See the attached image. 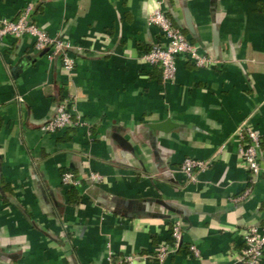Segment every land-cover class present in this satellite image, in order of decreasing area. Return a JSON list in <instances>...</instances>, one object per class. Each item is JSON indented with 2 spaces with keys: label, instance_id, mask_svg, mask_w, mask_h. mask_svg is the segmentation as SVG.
I'll list each match as a JSON object with an SVG mask.
<instances>
[{
  "label": "crops",
  "instance_id": "crops-1",
  "mask_svg": "<svg viewBox=\"0 0 264 264\" xmlns=\"http://www.w3.org/2000/svg\"><path fill=\"white\" fill-rule=\"evenodd\" d=\"M24 7L76 62L67 70L29 35L0 40V264H105L109 252L242 264L248 226L264 227V0H0V20ZM157 9L219 63L179 58L164 82L141 57L164 40L147 20ZM64 97L82 124L42 131ZM163 121L168 130L153 127ZM243 124L262 137L252 179L237 151ZM185 157L212 164L191 180ZM177 218L182 247L159 263Z\"/></svg>",
  "mask_w": 264,
  "mask_h": 264
},
{
  "label": "built area",
  "instance_id": "built-area-1",
  "mask_svg": "<svg viewBox=\"0 0 264 264\" xmlns=\"http://www.w3.org/2000/svg\"><path fill=\"white\" fill-rule=\"evenodd\" d=\"M147 20L159 28L164 40L152 43L149 50L142 53L141 57L145 63L160 69L164 82L174 79L177 69L176 62L179 58L190 60L199 67L219 63L217 59L200 53L197 45L190 41L179 28L175 27L162 10H155ZM6 35L16 38L29 35L33 38V48L36 51H44L48 59L60 61L62 66L69 71H72L75 66V57L70 53L75 49L60 35L51 36L39 28L30 18V7L21 9L16 19L0 20V40ZM81 124L82 121L79 117H75L71 111L70 99L64 97L57 103L51 117L43 123L41 130L46 133H55L69 126H80ZM238 138L240 141L237 147L238 154L243 166L249 172L250 179H252L259 174L263 162L261 133L251 125L243 124L238 131ZM221 151L222 147L219 149V152ZM211 164L210 160L185 157L180 164V170L189 179L194 180L196 173L205 171ZM89 178L95 183L101 179L100 175L95 172H90ZM61 181L64 185L76 186L79 184L76 176L70 171L61 174ZM250 192L251 187L248 186L237 199L246 198ZM181 228L182 222L179 218L171 222L169 239L160 242L152 255L156 261L162 263L166 257L181 249ZM243 241L244 247L238 253L237 260L242 264H263L264 227L260 229L255 224L248 226ZM189 249L198 255L193 245L189 246ZM133 260L134 256L131 254L118 256L109 252L105 264H131Z\"/></svg>",
  "mask_w": 264,
  "mask_h": 264
},
{
  "label": "water",
  "instance_id": "water-1",
  "mask_svg": "<svg viewBox=\"0 0 264 264\" xmlns=\"http://www.w3.org/2000/svg\"><path fill=\"white\" fill-rule=\"evenodd\" d=\"M188 27H189V29H192L190 24H188ZM169 126L170 125H169L168 121H163L161 123L155 124L153 127L157 128L159 130L165 131V130H168Z\"/></svg>",
  "mask_w": 264,
  "mask_h": 264
},
{
  "label": "trees",
  "instance_id": "trees-1",
  "mask_svg": "<svg viewBox=\"0 0 264 264\" xmlns=\"http://www.w3.org/2000/svg\"><path fill=\"white\" fill-rule=\"evenodd\" d=\"M173 23V22H172ZM173 25L175 26V27H177L174 23H173ZM178 28V27H177ZM181 30V29H180ZM182 31V30H181ZM183 32V31H182ZM184 33V32H183ZM149 50V48H146L145 49V51H148ZM63 172H65V171H63ZM68 193H69V197L70 198H73L74 197V199H76V191H75V189H74V187H70V189H69V191H68Z\"/></svg>",
  "mask_w": 264,
  "mask_h": 264
}]
</instances>
